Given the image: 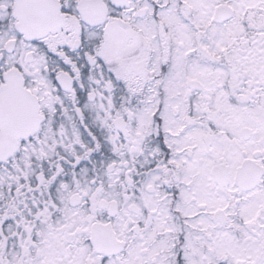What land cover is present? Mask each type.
<instances>
[{
  "label": "snow or ice",
  "instance_id": "snow-or-ice-1",
  "mask_svg": "<svg viewBox=\"0 0 264 264\" xmlns=\"http://www.w3.org/2000/svg\"><path fill=\"white\" fill-rule=\"evenodd\" d=\"M0 264H264V0H0Z\"/></svg>",
  "mask_w": 264,
  "mask_h": 264
}]
</instances>
